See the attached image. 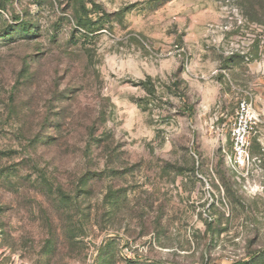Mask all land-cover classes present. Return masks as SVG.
I'll list each match as a JSON object with an SVG mask.
<instances>
[{
    "label": "rangeland",
    "instance_id": "1",
    "mask_svg": "<svg viewBox=\"0 0 264 264\" xmlns=\"http://www.w3.org/2000/svg\"><path fill=\"white\" fill-rule=\"evenodd\" d=\"M0 264H264V0H0Z\"/></svg>",
    "mask_w": 264,
    "mask_h": 264
},
{
    "label": "built area",
    "instance_id": "2",
    "mask_svg": "<svg viewBox=\"0 0 264 264\" xmlns=\"http://www.w3.org/2000/svg\"><path fill=\"white\" fill-rule=\"evenodd\" d=\"M255 116L249 103L241 100L237 103L234 120L231 127V142L234 160L242 164L248 157L249 132Z\"/></svg>",
    "mask_w": 264,
    "mask_h": 264
},
{
    "label": "trees",
    "instance_id": "3",
    "mask_svg": "<svg viewBox=\"0 0 264 264\" xmlns=\"http://www.w3.org/2000/svg\"><path fill=\"white\" fill-rule=\"evenodd\" d=\"M85 24H88V25H89L88 22H86V23L84 22V24H83L82 26H85ZM90 27H91V26H90ZM90 27H89V28H90ZM89 30H91V28H90ZM91 31H92V30H91Z\"/></svg>",
    "mask_w": 264,
    "mask_h": 264
}]
</instances>
